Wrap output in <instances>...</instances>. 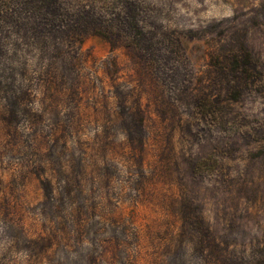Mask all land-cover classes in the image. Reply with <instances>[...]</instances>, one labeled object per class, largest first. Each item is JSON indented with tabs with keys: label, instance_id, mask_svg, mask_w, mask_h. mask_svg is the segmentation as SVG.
<instances>
[{
	"label": "rangeland",
	"instance_id": "obj_1",
	"mask_svg": "<svg viewBox=\"0 0 264 264\" xmlns=\"http://www.w3.org/2000/svg\"><path fill=\"white\" fill-rule=\"evenodd\" d=\"M57 1L0 18V264H264V0Z\"/></svg>",
	"mask_w": 264,
	"mask_h": 264
},
{
	"label": "trees",
	"instance_id": "obj_2",
	"mask_svg": "<svg viewBox=\"0 0 264 264\" xmlns=\"http://www.w3.org/2000/svg\"><path fill=\"white\" fill-rule=\"evenodd\" d=\"M68 11L69 8L64 5L63 1L59 2L57 0H0L1 21H6V19H13L15 22V27L19 22L18 19H20V15H29L32 22L33 20L35 22L40 21V27L47 26L48 31H51L59 24L63 26L65 24H70L66 20V17L69 15ZM86 16L91 17V14H89V10L84 11V16L82 17V19H84V17ZM125 19L128 25L137 26V22L134 20L133 15L130 17L128 16V18ZM95 20L90 19L83 23L82 26L75 27L74 30H70L68 26V31L70 30V33L67 34L68 37L71 38L73 34H76V40L78 42L82 39V36L87 33H104L102 29L98 28V24H96L99 23L97 21L98 19ZM33 30L34 28L33 26H31L30 31L32 34ZM228 97L230 99H233L234 96Z\"/></svg>",
	"mask_w": 264,
	"mask_h": 264
}]
</instances>
